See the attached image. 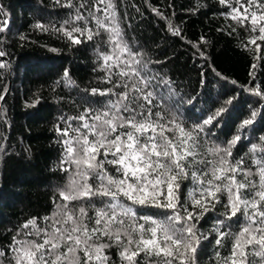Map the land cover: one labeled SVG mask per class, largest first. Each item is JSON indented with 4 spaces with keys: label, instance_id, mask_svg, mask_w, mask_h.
Masks as SVG:
<instances>
[{
    "label": "snow or ice",
    "instance_id": "snow-or-ice-1",
    "mask_svg": "<svg viewBox=\"0 0 264 264\" xmlns=\"http://www.w3.org/2000/svg\"><path fill=\"white\" fill-rule=\"evenodd\" d=\"M55 2L69 10L67 18L59 27H34L51 28L72 45L82 43L79 37H101L94 42L93 69L101 74L96 85L82 90L86 106L79 114H62L63 127L54 125L62 148L57 169L64 177L54 210L20 225L0 246V264H264V134L252 139L260 110L250 106L227 141L216 129L231 120L235 97L187 124L183 108L196 97L184 100L174 81L156 68L165 61L146 58L126 38L118 11L124 0ZM216 3L227 9L219 13L225 23L217 31L239 38L243 30L241 46L254 61L264 60V0ZM152 11L167 21V31L184 39L180 26ZM6 28L0 19V32ZM189 43L207 61L210 42L201 36ZM6 55L0 50V57ZM256 62L249 73L253 79ZM6 67L0 61V69ZM61 84L79 88L68 69L55 86ZM241 87L264 102L259 85ZM244 141L247 151L234 155ZM209 213L215 218L206 234L198 225Z\"/></svg>",
    "mask_w": 264,
    "mask_h": 264
},
{
    "label": "trees",
    "instance_id": "trees-1",
    "mask_svg": "<svg viewBox=\"0 0 264 264\" xmlns=\"http://www.w3.org/2000/svg\"><path fill=\"white\" fill-rule=\"evenodd\" d=\"M0 5L4 9L0 19L7 21V28L0 32V50L7 53L0 57L7 65L0 69V93L4 95L0 100V145L4 149L0 152V246H6L25 221L54 210L53 198L64 179L57 169L62 148L54 125L59 122L63 127L58 120L62 114L78 115L86 106L82 90L96 85L101 74L93 70L97 64L94 42L101 37H94V41L79 37L82 43L72 45L51 28H35L37 23L59 27L67 18L69 10L55 0H0ZM152 8L180 26L184 39L167 31V21ZM222 10L227 11L216 0H124L118 7L126 38L141 48L146 58L165 61L156 68L174 81L184 100L196 97L193 105H184L187 124L203 119L210 109L235 97L232 118L216 129V136L221 141L230 139L236 124L250 114L251 106L261 113L254 125V140L264 134V102L241 86L259 85L264 91V60L254 61L253 54L241 46V41L246 42L243 30L239 38L217 31L225 23L219 16ZM201 36L210 42L207 61L194 55L189 43H196ZM254 62L258 65L255 79L249 75ZM65 69L79 88L55 86ZM247 148L248 141H244L234 155L242 156ZM214 218L215 213L207 214L198 225L200 231L207 234ZM205 245L210 247L207 242ZM110 254L118 261L115 249Z\"/></svg>",
    "mask_w": 264,
    "mask_h": 264
}]
</instances>
